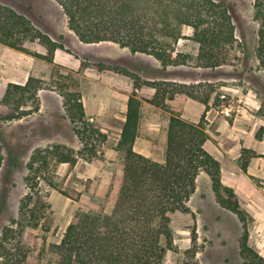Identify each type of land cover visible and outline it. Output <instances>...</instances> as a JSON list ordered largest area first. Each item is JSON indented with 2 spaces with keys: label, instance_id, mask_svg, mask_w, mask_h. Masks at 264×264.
<instances>
[{
  "label": "trees",
  "instance_id": "trees-1",
  "mask_svg": "<svg viewBox=\"0 0 264 264\" xmlns=\"http://www.w3.org/2000/svg\"><path fill=\"white\" fill-rule=\"evenodd\" d=\"M54 1L62 8L69 29L80 42H114L131 53L152 55L163 67L186 64L187 55L176 50L184 26L192 29V34L186 38L197 44L196 58L201 68H215L224 63L225 53L237 41L231 15L223 1ZM254 8V19L260 22L255 56L259 68L264 72V0H254ZM34 43L40 45L44 53L34 50ZM0 44L48 63L53 62L57 49H65L61 42L52 39L28 17L1 2ZM95 65L100 71L112 70L134 80L125 121L115 146L122 161L121 182L109 213L84 210L74 213L61 240L51 244L54 257L49 259V264H170L164 259L167 250L175 249L170 215L176 211L190 212L187 201L195 192L196 178L201 170L210 177L211 189L218 204L233 212L241 222L238 241L240 264H264V257L249 243L248 221H252V218L240 207L233 189L222 184L221 162L204 148L208 137L204 124L205 113L213 87L209 84L165 80L140 82L138 76L122 65ZM141 85L153 87L154 94L146 98L135 94L134 90ZM40 89L55 90L62 97V117L73 124L84 149L92 140L95 143L106 139V134L86 118L80 92L70 90L67 83L45 81L31 74L24 84H6L0 99V122L21 119L38 112L37 92ZM174 98H178L179 102L171 104L169 101ZM186 98L204 105L196 123L182 118L183 101ZM141 100L169 113L162 162L133 148L138 133ZM218 103L217 96L213 105ZM263 131L264 126L259 127L255 136L261 137ZM256 155L251 149L241 148L237 162L242 172L246 173L249 160ZM49 157L59 163L76 162L74 150L64 145L54 144L45 149H36L26 163L25 179L31 189L36 185V178L48 169ZM249 177L258 185L256 177ZM27 205L23 203L19 208L20 227L8 226L3 229L0 264H28V249L21 238L22 227H37L40 216L37 209ZM192 216L194 218V214ZM190 235L191 254L194 255L197 240L195 225Z\"/></svg>",
  "mask_w": 264,
  "mask_h": 264
},
{
  "label": "rangeland",
  "instance_id": "rangeland-1",
  "mask_svg": "<svg viewBox=\"0 0 264 264\" xmlns=\"http://www.w3.org/2000/svg\"><path fill=\"white\" fill-rule=\"evenodd\" d=\"M215 1H223L226 4L237 38L232 49L225 53L224 63L215 68L199 67L196 58L198 46L186 38L192 34V29L184 26L182 38L178 40L176 50L187 55V62L184 65L165 67H169L168 75L171 78L178 77L186 81L198 78L201 80L198 83L212 86L208 110L212 107L220 119L225 118L221 112L224 101L220 98V94L228 92L236 96L243 95L245 109L254 117L251 120L244 116L237 118L240 121L237 122L236 128L242 132L245 129L255 128L253 130L255 136L259 127L263 126L260 121L264 123V72L259 68L255 56L260 22L254 19V0ZM0 2L28 17L39 29L52 39L61 42L65 48L55 51L52 63L36 58L32 76L45 81L64 82L68 84L70 90L80 92L81 89L100 90L101 86L98 83L102 78L100 74H122L112 70L100 71L95 65L97 63L122 65L138 76L140 82L149 81L147 79L156 81L158 76L155 75L161 70L159 68L162 67L165 70V67L152 55L131 53L129 49L120 47L114 42L105 41L99 44L80 42L69 29L62 8L54 0H0ZM6 47L0 44V99L8 81L5 75L8 72L6 66H11L8 61L13 59V55L5 52ZM32 48L41 53L45 51L36 43L32 44ZM21 74L12 75L20 78L18 76ZM122 75L129 78L133 85L132 77ZM192 83L194 82L190 81L186 84ZM134 93L146 98L139 91L134 90ZM217 96L219 103L213 105L214 98ZM37 99L38 112L21 119L0 122L2 154L0 237L5 227L19 226L20 205L28 203L29 208L37 209L40 220L35 228L22 227L21 238L28 249L27 262L28 264H49V259L54 257L51 244L61 240L66 226L76 211L109 213L112 210L121 182L122 161L115 150L118 129L109 128L107 132L103 131L100 129L97 118L90 119L85 114L95 128L106 134V139L95 143L92 140L87 149H84V144L76 134L73 124L62 117L63 101L57 91L40 89L37 92ZM177 100L179 102V99ZM153 118L157 121L162 120L161 114L155 115L148 107H145L143 126L145 127L146 122ZM226 119L229 122L233 120V118ZM111 123L115 124L114 121ZM204 124L206 127V119ZM144 127L139 130L141 143H144L145 137H152L154 142L160 144L161 130L154 131L153 136H150ZM207 136H210L209 133ZM262 137H264V131L261 137L255 136L256 139ZM212 141L216 144L214 138ZM54 144L73 149L76 153V162L59 163L49 157L48 169L42 171L36 178V185L31 189L25 179L26 163L30 155L38 148L45 149ZM227 144L232 147L231 141ZM107 145L112 149L108 153H106ZM91 148L93 150H90ZM227 160L228 158H223L227 168L240 169L238 162L234 165ZM257 180L258 186H264V179L257 178ZM198 184V191L193 193L194 195L192 194L187 201L190 212L176 211L170 215L175 249L167 250L164 259L170 264H240L238 241L242 230L241 222L233 212L218 204L213 191L210 190V182L205 177H199ZM250 224L251 221H248V228ZM193 225L196 226L197 232L194 255L191 254L190 239V230ZM249 243L255 247L250 240Z\"/></svg>",
  "mask_w": 264,
  "mask_h": 264
},
{
  "label": "crops",
  "instance_id": "crops-1",
  "mask_svg": "<svg viewBox=\"0 0 264 264\" xmlns=\"http://www.w3.org/2000/svg\"><path fill=\"white\" fill-rule=\"evenodd\" d=\"M5 49V52L7 54L13 55V59L8 61V64H10L11 66H6L7 71L11 72L12 74L16 73L17 75L22 73V77L21 75H19L18 77L20 78H16V75L14 76L7 72L5 74L8 80L7 83L15 82L24 84L28 76L34 70V67L36 65V57L9 47H6ZM159 69H161L160 73L155 75L158 76L156 78V81L165 80L180 83H189L190 81L198 83L201 81L198 78L188 81L178 77L171 78L168 75L169 67H165V70H163L162 67ZM100 76L102 77L101 81L98 82L101 86L100 90H80L82 105L88 118H97L99 120L101 130L107 132V129L109 128L118 129V134L116 136L117 143L120 136L121 127L125 121V113L127 111L129 93L132 89V82H130L129 78H126L124 75L118 73H113L112 75L103 73L100 74ZM147 80L154 81L155 79ZM135 90L139 91L146 97L152 96L155 91L153 87H149L146 85H141L140 88H136ZM177 99L178 98H174L170 102L172 104L177 103ZM145 107H148V109L154 112L155 115L161 114L162 120L157 121L155 118L149 119L144 127L143 112ZM203 109L204 105L202 103L192 98H186L183 101L182 118L189 122L196 123L198 122ZM214 111L215 110L210 107L205 114V130L211 137H207L206 141L204 142V148L208 153H210L218 161L221 162L222 184L233 189L234 193L238 197L240 207L244 209L252 218L251 224L248 228L249 240L255 246L258 253L264 257V186L261 187L256 185L249 177V175H251L256 178L264 179V157L261 156L264 155V137L256 139L253 134V130L255 128L248 129L247 127L248 130L245 129V131L243 132L241 130H238V128L236 127L237 122L240 120H237L236 118L230 120L229 122V120L226 118L221 117L220 119L217 117ZM139 112L140 116L138 122V133L134 141L133 148L135 151L147 157H150L153 160L162 162L164 160L166 129L169 113L168 111L157 107L145 100H142V104H140L139 106ZM244 117L248 120H251L254 116L246 109ZM112 121H114L116 125L111 123ZM117 123L119 124L117 125ZM260 124L264 126V123L262 121H260ZM141 127L146 128L150 136H153L154 131L160 129L162 132L160 144L154 142V140L151 139L152 137H145V139H143L144 143H141V139L139 136V130ZM213 130L215 132H213ZM213 138L216 140V144L212 141ZM228 141L232 142V147L227 144ZM241 148L251 149L257 154L249 160L246 173L242 172L240 169L236 170L227 168L223 163V158L226 157L228 158V162H232L235 165V162H237V158L240 155ZM109 150L112 149L109 145H107L106 153H108ZM201 176L205 177L207 181L210 182V177L204 171H200L196 178V191L194 192V194L199 189L198 180ZM210 190L212 192L211 188ZM238 227L239 235V224Z\"/></svg>",
  "mask_w": 264,
  "mask_h": 264
},
{
  "label": "built area",
  "instance_id": "built-area-1",
  "mask_svg": "<svg viewBox=\"0 0 264 264\" xmlns=\"http://www.w3.org/2000/svg\"><path fill=\"white\" fill-rule=\"evenodd\" d=\"M220 98L224 101L221 107V112L225 118H239L243 117L245 113V98L243 95H235L223 92L220 94Z\"/></svg>",
  "mask_w": 264,
  "mask_h": 264
}]
</instances>
